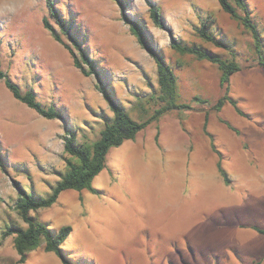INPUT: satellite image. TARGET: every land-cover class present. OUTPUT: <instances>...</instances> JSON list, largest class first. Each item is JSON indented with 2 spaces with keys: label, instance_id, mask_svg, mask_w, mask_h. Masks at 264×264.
Returning <instances> with one entry per match:
<instances>
[{
  "label": "rangeland",
  "instance_id": "rangeland-1",
  "mask_svg": "<svg viewBox=\"0 0 264 264\" xmlns=\"http://www.w3.org/2000/svg\"><path fill=\"white\" fill-rule=\"evenodd\" d=\"M49 2L67 29L78 33L102 78L136 120L153 112L149 99L158 88V71L124 14L142 23L153 46L173 65L180 100L190 105L111 148L94 190H65L52 206L31 211L54 231L72 226L64 256L72 264H264V232L252 226L264 230V67L255 63L251 32L218 0H124V11L114 0H0L3 70L64 115L44 117L0 80V148L6 165L0 168V264H65L44 243L20 261L16 235L7 233L8 227H27L15 207L21 188L47 196L66 171L67 132L91 144L105 116L113 113L97 75H85L74 65L67 45L78 51ZM151 3L160 7L164 26L152 20ZM247 3L264 48V0ZM203 21L221 47L199 36ZM173 43L234 58L242 67L231 77L234 102L214 109L223 94L219 65L181 53ZM190 236L202 240L203 248L189 249Z\"/></svg>",
  "mask_w": 264,
  "mask_h": 264
},
{
  "label": "trees",
  "instance_id": "trees-1",
  "mask_svg": "<svg viewBox=\"0 0 264 264\" xmlns=\"http://www.w3.org/2000/svg\"><path fill=\"white\" fill-rule=\"evenodd\" d=\"M121 6V10H125L124 0H114ZM221 8L227 12L232 18L240 21L242 25L248 29L253 37V49L256 54V65L264 67V48L262 36L258 26L253 20L247 0H218ZM49 6L57 22L71 39L76 51L69 45L67 47L74 58V65L79 68L85 75L96 74L99 80L97 87L103 93L111 109L112 116H105L104 127L100 131L99 137L91 144L79 143L76 132L70 130L65 136V151L70 155L66 159V171L61 175L60 180L52 187L51 192L47 196L35 194L34 191L28 192L21 188V195L16 202V209L27 223L26 228L19 226H9L7 233L15 234V247L20 254V261L24 262L28 252L37 249L44 243L47 252H54L64 260L65 264H72L64 256L63 246L68 237L71 235L73 228L71 225H63L58 231H54L49 226L35 218L31 211H37L41 208L50 207L57 202L60 194L69 189L82 191L83 189H92L93 180L105 168L107 156L111 148L122 145L126 140L135 139L137 134L150 125L153 121L159 120L164 114L173 111H181L189 109L190 105L180 100L178 75L171 63L165 56L156 49L142 23L124 14V18L130 23L132 32L136 35L141 45L146 48L157 64L158 71V88L149 99L153 101V112L147 119L138 121L130 113V111L120 102L114 92L110 89L109 82L105 81L100 73L96 60L89 57L87 51L79 39L78 33L70 32L67 29V21L62 18L61 14L54 8L52 2ZM51 12V13H52ZM150 16L152 20L159 26H164L161 9L159 6L150 4ZM212 21V18L209 19ZM44 23L47 28H51L48 20ZM199 36L205 40L214 43L216 46L223 44L208 29L205 21L196 29ZM55 38L63 43V39L57 33ZM172 46L181 53H191L199 58L207 59L219 65L221 70L220 85L223 94L214 104V109L220 110L227 101H232L230 97L231 77L242 67L233 59H225L211 50H205L197 46L187 44L173 43ZM5 79L6 85L12 92L13 96L27 104L39 114L47 118H63L61 110L54 105L45 106L37 99L36 92L33 89L23 90L17 83L12 81L2 66L0 54V80ZM232 127L229 122H226ZM0 168L6 170L5 158L0 148ZM219 170L225 179L230 182L231 178L227 170L219 163ZM261 232L264 230L259 229Z\"/></svg>",
  "mask_w": 264,
  "mask_h": 264
},
{
  "label": "crops",
  "instance_id": "crops-1",
  "mask_svg": "<svg viewBox=\"0 0 264 264\" xmlns=\"http://www.w3.org/2000/svg\"><path fill=\"white\" fill-rule=\"evenodd\" d=\"M243 226V225H242ZM252 226H254V228L256 229V230H258L259 232H261L259 229H261L260 227H258V225H252ZM262 233V232H261ZM221 234V233H220ZM211 241H212V239L210 240V244H212L211 243ZM186 242L188 243V247H189V249H192V251L193 252H195V250H198V249H200V248H203V246L205 245L204 244V242H202V240H200V239H198L197 241L196 240H194V238H193V236H190L187 240H186ZM174 243H175V241H174ZM177 246H178V242H177ZM186 248H187V246H186ZM189 252H191V251H189ZM178 253L179 254H181L182 253V249L180 248L179 250H178ZM261 263V261H258L257 263H255V264H260Z\"/></svg>",
  "mask_w": 264,
  "mask_h": 264
}]
</instances>
